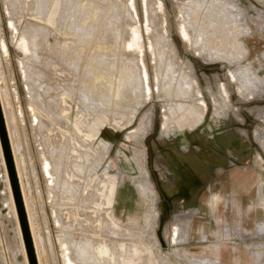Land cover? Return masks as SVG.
<instances>
[{"label": "rangeland", "instance_id": "obj_1", "mask_svg": "<svg viewBox=\"0 0 264 264\" xmlns=\"http://www.w3.org/2000/svg\"><path fill=\"white\" fill-rule=\"evenodd\" d=\"M16 1L0 0V87L42 264H264V0ZM125 51L146 95L120 82ZM0 141L3 214L38 264L1 102Z\"/></svg>", "mask_w": 264, "mask_h": 264}, {"label": "bare ground", "instance_id": "obj_2", "mask_svg": "<svg viewBox=\"0 0 264 264\" xmlns=\"http://www.w3.org/2000/svg\"><path fill=\"white\" fill-rule=\"evenodd\" d=\"M16 1V0H15ZM7 2V1H6ZM8 2H9V0H8ZM17 2V1H16ZM114 2V1H113ZM227 2V1H226ZM229 2V1H228ZM13 3V2H12ZM8 4V3H7ZM21 4V3H20ZM118 4V3H117ZM116 5V4H115ZM114 5V6H115ZM15 6V5H14ZM117 7V6H116ZM119 7V6H118ZM115 8V7H114ZM116 9V8H115ZM118 9V8H117ZM15 10V9H14ZM36 10V9H35ZM64 10V9H63ZM120 10H123L122 8H121V6H120ZM37 11V10H36ZM75 11V10H74ZM114 11V10H113ZM116 11V10H115ZM19 12V11H18ZM41 12V11H40ZM117 12V11H116ZM65 13V12H64ZM116 14V13H115ZM114 14V15H115ZM117 14H119V13H117ZM71 16V15H70ZM151 16V20L155 23V26H156V28L157 29H159L160 28V26L158 25V21L155 19V16H153L152 14L150 15ZM111 18V17H110ZM71 19V18H70ZM114 19V18H113ZM72 22V21H71ZM70 22V23H71ZM111 22V21H110ZM116 22V21H115ZM114 23V22H113ZM112 23V24H113ZM112 26V25H111ZM75 27V26H74ZM79 27V26H78ZM113 28H114V26H113ZM38 29V28H37ZM78 29V28H77ZM79 30H80V28H79ZM160 30H162V29H160ZM127 31V30H126ZM159 31V30H158ZM27 32V31H26ZM29 33V32H28ZM78 33V32H77ZM81 33V32H80ZM107 33V32H106ZM158 33V32H157ZM160 33V38L162 37V34H161V32H159ZM108 34V33H107ZM125 34V33H124ZM127 34V33H126ZM85 35V34H84ZM110 35V34H109ZM108 35V36H109ZM157 37V36H156ZM125 38H126V36H125ZM23 39H24V43H25V45L23 46L24 47V49H25V51H26V57H28L29 55L31 56V53L33 54V40L31 39V38H29L28 39V37L27 36H24L23 37ZM91 39V38H90ZM162 39V38H161ZM110 40H113V39H110ZM160 40V39H159ZM109 42V41H108ZM202 43V42H201ZM201 43H200V45H201ZM127 49V48H126ZM77 50V49H76ZM213 51H215V50H213ZM212 51V52H213ZM131 51L129 52H127L126 53V51H125V53H124V58L122 59V61H121V64H120V69L122 70V69H124V70H122L123 71V73H122V76H121V83L123 82V81H125L126 82V80H127V78L128 79H130L131 78V76H136V78L138 79V81L136 82V81H131V82H129V83H135V92H136V94H137V92H141L143 95H146L147 94V83H146V78H145V75L142 73L143 71H142V69L141 70H139V68H138V63H135V55H131ZM211 53V52H210ZM121 55V56H122ZM211 55V54H210ZM213 55V54H212ZM106 56H108V55H106ZM105 57V56H104ZM103 57V58H104ZM112 57V56H111ZM107 58V57H106ZM110 58V57H109ZM157 59H158V61L156 62V71H157V75H158V77L160 76V73L161 72H159V69L161 68V61H162V59H163V52L162 51H159L158 50V52H157V57H156ZM204 58H206V59H208V58H210V57H208L206 54H204ZM108 59V58H107ZM71 60V59H70ZM104 61H105V59H103ZM127 60L130 62V60L135 64L134 66H136V68H137V70H132V69H126L125 67H126V63H127ZM1 62V61H0ZM88 62V61H87ZM175 62V61H174ZM174 62H173V60H171V61H168L167 62V64L165 65V67H166V75H165V77H166V79H165V83L167 84V85H171L170 83H172L171 81H175V80H173L174 79V77L176 76V69H175V66H177L176 64H174ZM100 63H102V62H100ZM77 65V64H76ZM113 65L111 64V67H112ZM78 67V66H77ZM115 68V67H114ZM29 69V68H28ZM78 69V68H77ZM116 69V68H115ZM165 69V68H164ZM118 70V69H117ZM178 70V69H177ZM161 71V70H160ZM76 72V71H75ZM182 72V71H181ZM76 74V73H75ZM79 74V73H78ZM27 75V74H26ZM28 77H29V75H28ZM130 77V78H129ZM187 77V76H186ZM186 77H182V79H181V81H178V82H176L177 83V87H178V89H179V91H185V93L187 92H189V95L192 93L191 91L192 90H194V86H193V84L191 83L192 81H189V79L190 78H186ZM108 78V77H107ZM125 79V80H124ZM191 80V79H190ZM129 80H127V82H128ZM173 85V84H172ZM166 88H167V86H166ZM166 88H164V89H166ZM3 89V88H2ZM1 89V87H0V102H1V106H2V111H3V115H4V120H5V125H6V129H7V133H8V138H9V142H10V145H11V149H12V153H13V157H14V162H15V165H16V170H17V174H18V179L20 180V185H21V191H22V197H23V202H24V205H25V210H26V214H27V218H28V222H29V226H30V231H31V237H32V240H33V244H34V247H35V251H36V256H37V261H38V264H42V262H41V252H40V242H39V239H38V237H39V235H38V237H37V235H36V232H35V228H34V225H33V222H32V215H31V211H32V209H31V211H30V208H29V205H28V202H27V199H26V195H25V190H24V187H23V182H22V177H21V172H20V169H19V164H18V159H17V145H19L18 144V142H16V138H15V133L13 132L14 130V128L12 127V123H11V118L12 117H10V115H9V113L10 112H8V108H7V102H6V91H5V88H4V90H2ZM182 89V90H181ZM114 90H116V89H114ZM167 90L169 91L170 90V88H167ZM121 91V90H120ZM5 92V93H4ZM9 92V91H8ZM33 92H34V90H33ZM84 92V91H83ZM170 92V91H169ZM168 92V93H169ZM191 92V93H190ZM35 93V92H34ZM33 93V94H34ZM125 93V92H124ZM167 93V92H166ZM142 94H138V96H140V95H142ZM195 95H196V92L194 93ZM179 95H181V94H179ZM178 95V96H179ZM183 95V94H182ZM194 95V96H195ZM13 96V95H12ZM185 96H186V94H185ZM190 96H192V97H194L193 95H190ZM86 97V96H85ZM141 98H143V97H141ZM195 98V97H194ZM142 100V99H141ZM85 101H87V99L85 100ZM143 101V100H142ZM200 101V100H199ZM198 101V102H199ZM194 103H196V102H194ZM193 103V104H194ZM65 104V103H64ZM201 104V103H200ZM195 105V104H194ZM196 105H199V104H196ZM195 105V106H196ZM67 108V107H66ZM88 108V107H87ZM196 108V107H195ZM17 110V109H16ZM46 110V109H45ZM49 110V109H48ZM137 110V109H136ZM12 111V110H11ZM79 111V110H78ZM165 111V110H164ZM200 111V110H199ZM12 112H14V111H12ZM68 112H69V110H68ZM150 113V112H149ZM15 114V113H14ZM55 114V113H54ZM16 116V115H15ZM145 117H147L146 115H145ZM18 118V117H17ZM56 118V117H55ZM18 119H20V118H18ZM37 119V118H36ZM143 119H144V117H143ZM147 119V118H146ZM145 119V120H146ZM54 120V119H53ZM145 120H141L142 121V123H144L143 121H145ZM43 122H44V120H43ZM146 122H147V120H146ZM45 123V122H44ZM35 124H36V128H35V130L37 129V131H38V133H39V131L41 130V128H42V126H41V122H40V120H38L37 119V123L35 122ZM149 124V123H148ZM147 124V125H148ZM43 125H45V124H43ZM62 125V124H61ZM142 125V124H141ZM144 125V124H143ZM64 126V125H63ZM145 126H146V124H145ZM140 130V129H139ZM41 133V132H40ZM39 133V134H40ZM22 134V133H21ZM20 134V135H21ZM52 135V134H51ZM17 136V135H16ZM50 137V136H49ZM39 138V137H38ZM61 138V137H60ZM59 138V139H60ZM18 139V138H17ZM39 141H40V139H39ZM55 145V144H54ZM20 146V145H19ZM42 147V146H41ZM19 149V148H18ZM56 149V148H55ZM46 152V151H45ZM53 152V151H52ZM56 154V153H55ZM0 156L2 157V160L3 161H5L4 160V151H3V146H2V143H1V141H0ZM55 156V155H54ZM46 159V158H45ZM53 159V158H52ZM47 161V160H46ZM4 163V162H3ZM50 164V163H49ZM46 165H48V164H46ZM57 165V164H56ZM4 166H5V164H4ZM58 167V166H57ZM50 168V167H49ZM48 168V169H49ZM6 174V173H5ZM4 174V175H5ZM7 181L6 182H8L7 184V186L9 187V189H10V191H11V182H10V179L8 178V176H6V178H5ZM56 179V178H55ZM1 176H0V186H1ZM143 182H141V184H142ZM139 184V183H138ZM141 184H140V186H141ZM145 184V183H144ZM144 184H143V186H144ZM142 187V186H141ZM145 187V186H144ZM9 191V190H8ZM12 193V192H11ZM10 193V194H11ZM10 198H5L4 197V195H3V189L2 188H0V264H14L13 263V259H12V254H14V256H15V259H16V262L18 263V264H30V261H29V257H28V252H27V247H26V245H25V241H24V239H23V236H22V232H21V230H20V228H18V230H17V234H18V236L17 235H15L14 236V234L12 233V232H10V226L8 225V223H7V220H6V215H4L3 213V210H4V207L6 208V206L7 205H10L9 207V209H11L10 211H12V213H14V216H18V211H17V206H16V201H15V197H14V195L12 196V194L9 196ZM8 207V206H7ZM6 210V209H5ZM34 212V211H33ZM6 213V212H5ZM91 219V218H90ZM94 219H96V218H94ZM106 221H108V220H106ZM92 224V223H91ZM94 224V223H93ZM105 223H103V225H104ZM109 224V223H108ZM105 226V225H104ZM19 227V226H18ZM108 229V228H107ZM106 230V229H105ZM19 238H20V242H19V246H20V248H18L17 249V239L19 240ZM40 238V237H39ZM84 239V238H83ZM97 242V241H96ZM94 243V242H93ZM79 244V243H78ZM98 245V244H97ZM73 247V246H72ZM108 247H110V246H108ZM20 249V252L19 251H17L18 253H16L15 251L16 250H19ZM74 249V248H73ZM76 250V249H75ZM84 250H86V249H84ZM11 251H12V254H11ZM74 252V251H73ZM86 252V251H85ZM87 253V252H86ZM84 254V252H83V255H84V257L86 256V255H88V254ZM74 254V253H73ZM75 256L77 255L78 256V254H74ZM82 257V255L80 254L79 255V257ZM83 257V258H84ZM89 257V256H88ZM76 258V257H75ZM97 258V257H96ZM88 258L86 257V259L85 260H87ZM104 259V258H103ZM83 260V259H82ZM81 260V261H82ZM85 260H83L84 262H85ZM89 260H91V258L89 259ZM88 260V261H89ZM106 260V259H105ZM92 261V260H91ZM107 261V260H106ZM86 264H88L87 262H85ZM85 263H79V264H85ZM70 264H75V262L74 261H72L71 260V263ZM76 264H78L77 262H76ZM98 264H99V262H98Z\"/></svg>", "mask_w": 264, "mask_h": 264}, {"label": "water", "instance_id": "obj_3", "mask_svg": "<svg viewBox=\"0 0 264 264\" xmlns=\"http://www.w3.org/2000/svg\"><path fill=\"white\" fill-rule=\"evenodd\" d=\"M2 135H3V133H2ZM15 186H16V185H15ZM17 201H18V207H19V209H20L21 221H22V223H23V225H24V216H23V214H22V208L20 207V202H19V200H18V197H17ZM28 249H30V248H29V245H28ZM29 253H30V251H29ZM30 257H31V260H32L31 253H30ZM32 264H34V262H33Z\"/></svg>", "mask_w": 264, "mask_h": 264}]
</instances>
